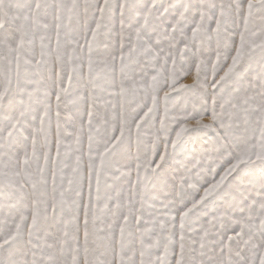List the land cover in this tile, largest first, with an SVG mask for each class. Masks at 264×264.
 Returning <instances> with one entry per match:
<instances>
[{"label": "rangeland", "instance_id": "rangeland-1", "mask_svg": "<svg viewBox=\"0 0 264 264\" xmlns=\"http://www.w3.org/2000/svg\"><path fill=\"white\" fill-rule=\"evenodd\" d=\"M0 264H264V0H0Z\"/></svg>", "mask_w": 264, "mask_h": 264}]
</instances>
